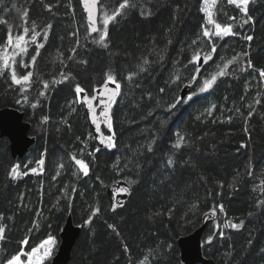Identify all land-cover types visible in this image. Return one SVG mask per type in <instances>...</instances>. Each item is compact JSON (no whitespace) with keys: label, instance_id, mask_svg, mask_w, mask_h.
<instances>
[{"label":"trees","instance_id":"obj_1","mask_svg":"<svg viewBox=\"0 0 264 264\" xmlns=\"http://www.w3.org/2000/svg\"><path fill=\"white\" fill-rule=\"evenodd\" d=\"M121 2L102 0L100 22L104 11L112 14ZM130 4L108 24L104 47L95 42L99 33L90 34L80 0L0 3V50L8 32L15 37L22 27L29 29L25 63L35 54V32L41 34L36 43L45 45L34 66L21 70L17 61L18 76L33 73L26 91L11 81L10 71L0 75V108L24 111L36 137L28 154L14 159L9 139L0 136V226L5 228L0 264L49 237L60 240L70 213L83 230L68 264H183L177 240L199 228L213 208L219 216L204 233L205 256L216 264H264V77L259 75L264 69V0H252L248 16L226 0L217 3L216 21L234 24L237 35L216 39L215 60L193 89L197 95L171 111L169 104L182 98L193 74L189 60L196 51H209L202 36L207 26L203 4ZM248 35L251 41L243 39ZM234 56L237 60L225 68ZM141 66L146 70L140 72ZM221 69L226 75L199 93L203 80ZM61 73L70 74L69 79ZM109 73L120 83V95L113 103V126L104 132L114 134L116 146L99 148L74 89L79 84L93 95ZM181 136L184 146L177 148ZM72 155L88 164L87 176ZM40 159L43 172H31ZM15 165L27 174L13 178ZM119 180L131 184L133 195L111 212L107 187ZM241 222L242 227H231ZM24 239L27 245L21 244Z\"/></svg>","mask_w":264,"mask_h":264},{"label":"snow or ice","instance_id":"obj_2","mask_svg":"<svg viewBox=\"0 0 264 264\" xmlns=\"http://www.w3.org/2000/svg\"><path fill=\"white\" fill-rule=\"evenodd\" d=\"M227 2L229 4L235 5L237 8L240 9V11L244 14V16H248V6L250 3V0H227ZM0 3H3V0H0ZM100 3V0H92V6L89 7L88 6V0H84V4L85 7L87 8L88 11V19L90 21L89 23V28H90V34L91 33H99V38L95 41L96 43H99L101 45H103L104 47H107V43L106 40L108 38V24L111 21L116 20V18L118 16L121 15V10H126L130 7H132L133 5L130 4V0H123V2H121L119 4V7L112 12V14H109L107 11H104L103 13V25H102V29L98 28L96 26V21L95 19H93V12L96 9V5ZM201 3L204 5L203 11L206 13V17H207V25L211 26H202V36L208 39L209 42V51L207 53H205L203 55V57H201L200 52L196 51L194 53V55L191 57V59L189 60V63L193 65V74L191 76L190 79V84L192 81L196 80V77L200 74V64L201 61H203L204 64H207L208 61H210L212 59V55L216 52V48H217V44H216V39L218 38L219 40H223L226 37L229 36H235L237 35V33L234 31V27L235 25L232 23H226L224 25H222L221 23H217L216 20L213 18L214 13L211 10V8H214L215 5L217 4V0H201ZM13 8H15V5H13ZM143 14V13H142ZM24 16H27V12L24 13ZM230 20H235V17H230ZM248 19H251V17H248ZM248 19L244 20V23L248 22ZM52 26L51 24L46 26V29H50ZM29 32V29L27 27H22V32L21 34L16 35L15 37H13L11 31L8 32V34L6 35L5 41L3 43L2 46V52H0V59L3 60L2 65H0V75L4 74V70L5 69H10V75H11V81L16 84V85H20L21 87V91H26L27 89L25 87H23L24 85H29L31 78L33 76L32 71H27L26 74H22L19 75L17 74V57H19V68L21 70H25L28 69L31 66H34L36 63V59L37 57L40 55L39 49L44 48V43H36L37 41V37H39L41 34L39 32H35L34 35L31 36V42L33 44L36 45L35 48V54L32 55L30 57L29 63H25L24 62V57L27 55L28 52V41L25 39V37L27 36ZM47 31H45L43 39L47 40ZM73 35H76V33H73ZM243 39L247 40V41H251L253 39V37L251 35L248 36H244ZM197 41L193 40L192 44L193 45H197ZM79 44V42L77 41V45ZM13 49V51L11 52V54H8V49ZM73 54H75V49L72 50ZM241 55L247 56L248 53H242ZM72 57H69V59H71ZM237 60V57L234 56L232 57L231 60L227 61V63L225 64V68H227V65L232 64L234 61ZM9 61L11 63H9ZM145 64L148 63L147 60L144 61ZM248 67H252L251 65V61H248ZM146 69L141 66L139 71L143 72ZM136 72H133L131 74H129L126 79L131 80L132 77L134 75H136ZM70 75V74H69ZM69 75H64L63 73H61V76L63 77V80H68L69 79ZM226 75V71L224 69H221L219 72L211 75L210 79H205L203 80V85L199 88V93H204L206 91H208L209 89H211L213 87V85L215 84L217 77H223ZM259 75L261 77H264V69L259 70ZM176 79H180L179 75L176 76ZM106 80L107 82H111L115 87L112 89L111 92V96L108 97V99L111 101V103H105V101L103 100V98L98 97L97 95H93L91 98L88 97V93L85 89H83L79 84H77L75 86L74 89V93L77 94L79 96V94L83 93V101L86 104V107L91 109L92 111V117H93V123L95 124L96 127V131L100 132L101 130V124L99 122H97L98 120V116H97V110L96 108L93 107V101H96L97 105L100 106L99 107V116L104 118V122L107 125L108 129L112 128V121L111 118L109 116V111L108 109L111 108L112 103H115V98L117 96L120 95V83L117 81L116 76L114 74H107L106 76ZM56 81L53 80V83H55ZM48 82H44L43 83V87L45 89L48 88ZM103 88H107V83H105L104 85H102ZM98 90L97 89H93V93H96ZM161 92L164 91V89H160ZM40 95H44V92H41ZM197 93L195 91H193L190 95H187L183 98H174L173 102H171L169 104V110L171 111L172 109H175L179 104L181 103H186L188 101H191L193 99L194 96H196ZM27 96L23 97V101L27 102ZM18 103H20L21 101H17ZM33 107H35L36 105L33 104ZM214 107V106H213ZM47 120V117H45V121ZM184 140L185 138L183 136H181L179 138V140L177 141L175 147L180 148L184 146ZM100 143L104 144L106 147L108 148H114L115 142H114V134H110L108 136H104L103 133H101V137H100ZM100 149L97 148L95 151H99ZM71 159L73 161H75V164L78 165L80 167V169L83 172V175L87 176L89 173V167L88 164H86L84 162V160L82 159H77V157L75 155L71 156ZM37 163L39 165H43L44 164V160L40 159L37 161ZM169 164H172V160L170 159L168 161ZM19 165H15L12 167L11 171H10V175L15 178L16 176L19 175V173L17 172V169L19 168ZM61 167H63V165H61ZM32 172H36V169L33 168L31 169ZM27 174V173H25ZM249 175H251V171L249 172ZM129 189L127 187H121L118 189V193H128ZM115 210V207H113V211ZM219 210L222 212L223 211V207L219 206ZM96 212H99V208L95 209L93 215H95ZM213 214H215L216 209L213 208L212 209ZM87 223H90L91 221H86ZM112 227V226H110ZM232 228H240L242 227V222L239 224H231ZM4 233H5V228L3 226H0V239L4 238ZM222 235V233H221ZM212 241V237L210 236L207 240V243H211ZM28 241L27 239H24L21 241L22 245H27ZM43 244H47L48 247L44 252V256L45 257H50L52 255L53 252V248L55 246V239L52 237H49L46 241L42 242V244L39 247H42ZM126 247V246H125ZM38 251L37 247H32L29 249L28 252H24L23 250H21L20 252H18L16 255L12 256L10 259L7 260L6 264H32V256L33 254H35ZM22 257H25L24 260H22Z\"/></svg>","mask_w":264,"mask_h":264},{"label":"water","instance_id":"obj_3","mask_svg":"<svg viewBox=\"0 0 264 264\" xmlns=\"http://www.w3.org/2000/svg\"><path fill=\"white\" fill-rule=\"evenodd\" d=\"M81 7L83 13L86 17V22L89 28V19H88V11L85 7L84 0H80ZM101 2L96 5V9L93 12V19L96 21V26L101 29V22H100V14H101ZM88 6H92V0H88ZM90 31V28H89ZM92 35H96L97 33H91ZM205 53L201 54L203 57ZM216 57V53L212 55V59L208 61L207 64H204L201 61L200 64V74L196 77L195 81H192L190 84V80L184 85L181 90V97H185L189 95L193 89L196 87L198 82L201 79L202 73L204 69L210 65ZM107 83V88H103L100 86L97 88V92L94 93L98 97L103 98L105 103H111L108 97L111 96L112 89L115 87L111 82ZM104 83V84H105ZM103 84V85H104ZM88 93V92H87ZM93 94V95H94ZM93 95L88 93V97L91 98ZM118 96L115 98V100ZM80 100L83 101V93L80 94ZM84 111L90 125L92 134L94 139L98 143L100 148L106 147L104 144L100 143L101 133L106 137V133L104 132V127L107 128L106 123L104 122V118L99 116V107L96 101H93V107L97 110V116L99 122L101 124L100 132L96 131L95 124L93 123L92 111L91 109L86 107L84 102ZM109 111V116L112 120V113H113V103ZM32 125L31 123L26 120L25 112L10 106L0 108V135L1 137H7L10 141V149L12 156L15 159L25 157L30 147L36 142V137L31 134ZM121 187H127L129 189L128 193H118V189ZM133 195V187L131 184L125 180H119L107 187V196L109 199V207L111 212H116L120 208H123L130 198ZM113 207L115 210L113 211ZM218 214L213 212H209L206 217L207 219L204 223L194 230L192 233L188 235L181 236L177 240L178 247L180 249V258L183 264H216L213 258L207 257L203 251V236L208 227V224L212 221H217ZM82 226L77 224L73 218V215L70 213L66 219L65 225L60 233V245L58 248L57 253L53 257L51 264H68L73 255L74 247L81 237L82 234Z\"/></svg>","mask_w":264,"mask_h":264},{"label":"rangeland","instance_id":"obj_4","mask_svg":"<svg viewBox=\"0 0 264 264\" xmlns=\"http://www.w3.org/2000/svg\"><path fill=\"white\" fill-rule=\"evenodd\" d=\"M220 1H222V0H217V3H219ZM227 1V0H226ZM252 0H250V2H251ZM210 3H211V0H210ZM217 5V4H216ZM216 5H215V7H216ZM249 5H250V3H249ZM235 6V5H234ZM215 7L214 8H211V10L213 11V13H214V16H213V18L216 20V18H215ZM236 7V6H235ZM249 7V6H248ZM204 8V5L202 6V9ZM239 9V8H238ZM205 13V12H204ZM243 14V13H242ZM205 15H206V13H205ZM244 15V14H243ZM206 20H207V17H206ZM217 22V21H216ZM218 23V22H217ZM101 25H103V19L101 20ZM208 27H211V26H209V25H207ZM79 36H80V33H79ZM25 39L28 41V50H29V39L27 38V36L25 37ZM13 51V49H8V54L10 55L11 54V52ZM0 52H2V50H0ZM26 57V56H25ZM25 57H24V59H25ZM17 61H19V57H17ZM2 63H3V60L2 59H0V65H2ZM9 63H11L10 61H9ZM7 72V71H10V69H5L4 70V72ZM3 75V74H2ZM0 78H1V76H0ZM22 87V86H21ZM23 87H25V88H27V85H24ZM80 168V167H79ZM35 169H36V174H41L42 172H43V165H39L38 163L36 164V167H35ZM17 172L19 173V175L18 176H16L15 177V179H18V178H20V177H24L26 174H24L23 172H22V170L20 169V168H18L17 169ZM32 172V171H31ZM52 238H54L55 239V246H54V248H53V252H52V255L50 256V257H45L44 256V252H45V250L47 249V247H48V245L47 244H43V246L42 247H39L41 244H42V242H44V241H46L47 239H45L44 241H42L41 242V244L39 245V246H37V248H38V251L35 253V254H33V256H32V264H49V263H51L50 261H52V259H53V257L55 256V254L57 253V251H58V248H59V245H60V240L57 238V237H55V236H52ZM1 240L2 239H0V242H1Z\"/></svg>","mask_w":264,"mask_h":264},{"label":"bare ground","instance_id":"obj_5","mask_svg":"<svg viewBox=\"0 0 264 264\" xmlns=\"http://www.w3.org/2000/svg\"><path fill=\"white\" fill-rule=\"evenodd\" d=\"M23 112H24V111H23ZM26 120H27V119H26ZM30 123H31V122H30ZM31 125H32V123H31ZM104 128H106V127H104ZM0 136H1V135H0ZM35 143H36V142H35ZM35 143H34V144H35ZM34 144H33V145H34ZM97 144H98V143H97ZM33 145H32V146H33ZM32 146H31V147H32ZM98 146H99V145H98ZM31 147H30V148H31ZM99 148H100V147H99ZM11 154H12V153H11ZM13 158H14V157H13ZM14 159H15V158H14ZM63 227H64V226H63ZM62 229H63V228H62ZM50 264H51V263H50Z\"/></svg>","mask_w":264,"mask_h":264}]
</instances>
